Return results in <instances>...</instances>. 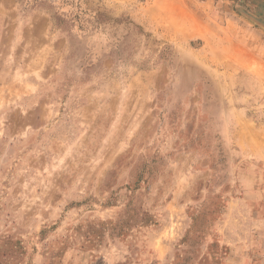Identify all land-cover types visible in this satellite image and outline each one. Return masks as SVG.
Listing matches in <instances>:
<instances>
[{
    "label": "rangeland",
    "instance_id": "rangeland-1",
    "mask_svg": "<svg viewBox=\"0 0 264 264\" xmlns=\"http://www.w3.org/2000/svg\"><path fill=\"white\" fill-rule=\"evenodd\" d=\"M0 264H264V0H0Z\"/></svg>",
    "mask_w": 264,
    "mask_h": 264
},
{
    "label": "crops",
    "instance_id": "crops-1",
    "mask_svg": "<svg viewBox=\"0 0 264 264\" xmlns=\"http://www.w3.org/2000/svg\"><path fill=\"white\" fill-rule=\"evenodd\" d=\"M174 8H178V9H183L184 7L182 6V5H179V6H177V7H175V6H173Z\"/></svg>",
    "mask_w": 264,
    "mask_h": 264
}]
</instances>
